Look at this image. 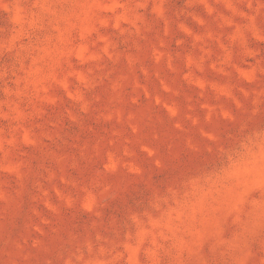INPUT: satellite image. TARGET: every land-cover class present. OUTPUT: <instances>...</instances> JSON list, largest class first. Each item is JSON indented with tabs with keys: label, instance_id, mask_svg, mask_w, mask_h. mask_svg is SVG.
Wrapping results in <instances>:
<instances>
[{
	"label": "rangeland",
	"instance_id": "374dc122",
	"mask_svg": "<svg viewBox=\"0 0 264 264\" xmlns=\"http://www.w3.org/2000/svg\"><path fill=\"white\" fill-rule=\"evenodd\" d=\"M0 264H264V0H0Z\"/></svg>",
	"mask_w": 264,
	"mask_h": 264
}]
</instances>
